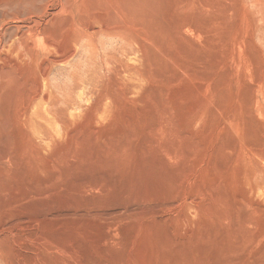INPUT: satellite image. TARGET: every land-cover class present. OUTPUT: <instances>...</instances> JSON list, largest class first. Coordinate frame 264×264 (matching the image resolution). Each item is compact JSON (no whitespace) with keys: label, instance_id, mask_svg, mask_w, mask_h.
<instances>
[{"label":"rangeland","instance_id":"rangeland-1","mask_svg":"<svg viewBox=\"0 0 264 264\" xmlns=\"http://www.w3.org/2000/svg\"><path fill=\"white\" fill-rule=\"evenodd\" d=\"M6 2L0 264H264V0Z\"/></svg>","mask_w":264,"mask_h":264},{"label":"bare ground","instance_id":"bare-ground-1","mask_svg":"<svg viewBox=\"0 0 264 264\" xmlns=\"http://www.w3.org/2000/svg\"><path fill=\"white\" fill-rule=\"evenodd\" d=\"M53 1H55V0H53ZM67 1H68V0H67ZM63 2H64V1H63ZM63 2H62V3H63ZM67 3H68V5H69L70 1L67 2ZM59 4H60V3H59ZM71 4H72V3H71ZM71 4H70V5H71ZM6 5H7L6 0H0V60H2V61L5 60V56L7 55V51H8V49H9V47H10V44H9V42H10V40H9V28L7 27V21L9 20V15H10V14L8 13L9 11H7V10H9L10 8L6 10ZM35 5H36V4H35ZM37 5H38V4H37ZM65 5L67 6V4H65ZM70 5H69V7H70ZM7 6H8V5H7ZM38 6H39V5H38ZM47 7H48V6H47ZM61 7H62V6H61ZM67 8H68V7H67ZM67 8H66V9H67ZM11 9H12V8H11ZM30 9L32 10V8H30ZM33 9H34V8H33ZM28 10H29V9H28ZM41 10H42V9H41ZM64 10H65V9H64ZM68 10H69V9H68ZM118 10H120V9L118 8ZM118 10H116V11H118ZM123 10H124V9H123ZM10 11H11V10H10ZM12 11H13V10H12ZM48 11H49V10H48ZM66 11H67V10H66ZM29 12H30V11H29ZM34 12L36 13V11H34ZM46 12H47V11H46ZM46 12H45V13H46ZM17 13H18V12H17ZM19 13H20L21 16H24V15H25V14L23 13V11H22V12L19 11ZM21 13H22L23 15H22ZM27 13H28V12H27ZM38 13H39V12H38ZM45 13H44V14H45ZM47 13H48V12H47ZM47 13H46V14H47ZM115 13H116V12H115ZM115 13H113V14L115 15ZM28 14H29V13H28ZM41 14H42V13L40 12L39 15H41ZM117 14H118V12H117L116 15H115L116 17H118ZM119 14H120V12H119ZM125 14H126V13H125ZM17 15H18V14H17ZM39 15H38V16H39ZM47 15H48V14H47ZM25 16H26V15H25ZM31 16H32V15H31ZM42 16H43V15H42ZM111 16H112V15H111ZM17 17H18V16H17ZM39 17H40V16H39ZM112 17H113V16H112ZM116 17H115V18H116ZM18 18H19V17H18ZM28 18H29V17H28ZM28 18H27V19H28ZM40 18H42V17H40ZM43 18H44V17H43ZM43 18H42V19H43ZM51 18H53V16H52ZM104 18H105V17H104ZM106 18H107V17H106ZM106 18H105V19H106ZM109 18L112 19L111 17H109ZM113 18H114V17H113ZM19 19H22V17L19 18ZM29 19H30V18H29ZM32 19L34 20V18H32ZM35 19H36V18H35ZM110 19H109V20H110ZM116 19H117V18H116ZM25 20H26V19H25ZM15 21H16V20H15ZM38 21H39V20H38ZM38 21L35 20L36 25L38 24V23H37ZM42 21H43V20H42ZM103 21H104V19H103ZM111 21H112V20H111ZM21 22H22V21H21ZM29 22H30V20H29ZM29 22H28V23H29ZM35 22H34V23H35ZM39 22H40V21H39ZM47 22H48V21H47ZM69 22H70V21H69ZM74 22H76V21H74ZM82 22H83V21H82ZM101 22H102V21H101ZM18 23H19V22H18ZM30 23H31V22H30ZM40 23H42V22H40ZM40 23H39V24H40ZM70 23H71V22H70ZM83 23H84V22H83ZM98 23H99V22H98ZM108 23H109V22H108ZM117 23L119 24V23H121V21H119V22H117ZM16 24H17V23H16ZM32 24H33V23H32ZM67 24H69V23H67ZM71 24H72V23H71ZM71 24H70V25H71ZM78 24H80V23H78ZM89 24H91V23H89ZM112 24H113V23H112ZM112 24H110V25L114 27V25H112ZM114 24H115V23H114ZM118 24H117V26H118ZM122 24H123V23H122ZM17 25H18V24H17ZM19 25H21V24H19ZM22 25H24V24H22ZM50 25L53 26L52 24H50ZM50 25H49V26H50ZM70 25H69L68 27H70ZM92 25H93V24H92ZM92 25H91V26H92ZM95 25H96V24H95ZM98 25H100V24H98ZM120 25H121V24H120ZM123 25H124V24H123ZM123 25H122V31H123V29H126V28L123 27ZM8 26H9V25H8ZM37 26H38V25H37ZM47 26H48V25H47ZM49 26H48V27H49ZM66 26H67V25H66ZM72 26H73V25H72ZM84 26H86V25H83V28H84ZM100 26H101V25H100ZM100 26H98V27H100ZM104 26H106V25H104ZM107 26H108V25H107ZM117 26H116V28H121V26H118V27H117ZM128 26H129V25H127V27H128ZM31 27H32V26H31ZM34 27H35V26H34ZM40 27H41V25H40ZM48 27H47V28H48ZM63 27H64V26H63ZM80 27H82V26H80ZM86 27H87V26H86ZM86 27H85V29H86ZM130 27H131V25H130ZM130 27H129V28H130ZM26 28H27V27H26ZM42 28H43V27H42ZM50 28H51V27H50ZM61 28H62V27H61ZM64 28H65V27H64ZM66 28H67V27H66ZM73 28H74V27H73ZM88 28H89V27H88ZM100 28H101V27H100ZM103 28H104V27H103ZM109 28H110V29H109ZM111 28H112V27H108V29L106 28L108 34L105 35V36H102V38H103V37H108V35H117V34H121V32H120L119 29H113V28L111 29ZM129 28H128V30H130V29H132V28L134 29V27H132V28H130V29H129ZM21 29H23V28H21ZM27 29H28V28H27ZM33 29H34V31H35V28H33ZM67 29H68V28H67ZM85 29H84V30H85ZM91 29H92V28H90V30H91ZM95 29H96V28H95ZM98 29H99V28H98ZM104 29H105V28H104ZM136 29H137V28H136ZM63 30H64V29H63ZM77 30H79V29H77ZM134 30H135V29H134ZM134 30H132V32H133ZM12 31H15V30H12ZM19 31H20V30H19ZM24 31H25V30H24ZM26 31H27V30H26ZM26 31H25V32H26ZM39 31L41 32V30H39ZM47 31H48V30H47ZM50 31H51V29H50ZM50 31H48V32H50ZM79 31H80V30H79ZM124 31H125V30H124ZM124 31H123V32H124ZM126 31H127V30H126ZM16 32H17V31H16ZM21 32H22V31H21ZM30 32H31V31H30ZM35 32H36V31H35ZM56 32H57V31H56ZM89 32L91 33V31H89ZM128 32H129V31H128ZM13 33H14V32H13ZM27 33H28V32H27ZM44 33H45V32H44ZM44 33H42V35L45 37ZM51 33H52V32H51ZM80 33H81V31L79 32V34H80ZM97 33H98V32H97ZM125 33H126V32H125ZM15 34H16V33H14V35H15ZM22 34H23V32H22ZM33 34H34V33H33ZM53 34H54V33H53ZM53 34H52V35H53ZM75 34H77V32H75ZM93 34H94V33H93ZM93 34L86 33V35H84V36H82V34H81L82 37L78 36V38H79V39L81 38V40H80V42H81V41H82V38L85 37V36H88L89 38L95 37ZM103 34H104V33H103ZM103 34H102V35H103ZM131 34H132V33H131ZM136 34H137V33H136ZM148 34H149V33H148ZM20 35H21V34H20ZM24 35H26V34H23V37H24ZM35 35H36V34H35ZM56 35H57V33H56ZM129 35H130V34L128 33V38H129ZM132 35H133V34H132ZM138 35H139V34H138ZM12 36H13V34H12ZM37 36H38V35H37ZM39 36H40V34H39ZM130 36H131V35H130ZM40 37H41V36H40ZM44 37H43V38H44ZM111 37H112V36H111ZM111 37H109V38H111ZM113 37H114V36H113ZM115 37H117V36H115ZM31 38H32V37H31ZM98 38H99V37H95L94 39L98 40ZM147 38H148V40H149V37H147ZM11 39H12V37H11ZM19 39H20V38H19ZM29 39H30V37H29ZM84 39H86V38H84ZM103 39H104V38H103ZM112 39H113V38H111V40H108V42H109V41L112 42ZM115 39H116V38H115ZM118 39L120 40V38H117V40H118ZM121 39H122V38H121ZM133 39H134V38H133ZM133 39H132V40H133ZM138 39H139V38H138ZM13 40H14V39H13ZM46 40H47V39H46ZM46 40L44 39L45 42H46ZM49 40H50V38H49ZM74 40H75V39H74ZM100 40H102V39H100ZM105 40H107V39H105ZM117 40H114V41H117ZM122 40H123V39H122ZM141 40H142V39H141ZM15 41H16V38H15ZM15 41H14V43H18V39H17V42H15ZM53 41H54V40H53ZM102 41H103V40H102ZM102 41H100V42L97 41V42H99V43H103ZM123 41H124V40H123ZM133 41H134V40H133ZM20 42H21V41H19L18 44L20 45V47H21V49H22L23 44L20 43ZM23 42H25V40H24ZM26 42H27V41H26ZM26 42H25V43H26ZM73 42H74V41H73ZM86 42H87V41H86ZM95 42H96V41H95ZM119 42H122V41H119ZM124 42H125V41H124ZM124 42H122V43L124 44ZM129 42H131V40H129ZM129 42H127L128 45H129ZM141 42H142V41H141ZM11 43H12V42H11ZM74 43H78V42L76 41V42H74ZM88 43H89V42H88ZM99 43H98V45H99ZM104 43H105V42H104ZM116 43H117V42H116ZM122 43H121V44H122ZM125 43H126V42H125ZM21 44H22V46H21ZM48 44H49V43H48ZM60 44H62V43H60ZM81 44H82V42L80 43V45H81ZM109 44H110V43H109ZM131 44H133V43L131 42ZM135 44H137V43L135 42ZM13 45H14V44L12 43L11 46H13ZM19 45H18V46H19ZM24 45H25V44H24ZM26 45H27V44H26ZM26 45H25V48H24V49H26V47H28V46H26ZM55 45H57V44H55ZM55 45H54V43H53V44H50V45H47V48H48V49L51 48V47L53 48V46H55ZM72 45H73V44H72ZM74 45H75V44H74ZM80 45H79V46H80ZM85 45H86V44H85ZM85 45H84V46H85ZM103 45H104V44H103ZM133 45H134V44H133ZM15 46H16V45H15ZM29 46H30V45H29ZM31 46H32V45H31ZM82 46H83V44H82ZM101 46H102V45H101ZM108 46H109V45H108ZM119 46H120V43H119ZM121 46H122V45H121ZM126 46H127V45H126ZM139 46H140V44H139ZM13 47H14V46H13ZM20 47H19V48H20ZM58 47H59V46H58ZM58 47H57V49H58V51H60ZM75 47L77 48L76 45H75ZM80 47H81V46H80ZM80 47H79V48H80ZM86 47H87V46H86ZM89 47H91V46H89ZM97 47H98V46H97ZM105 47H106V46H105ZM113 47H114V46H113ZM116 47H118V46L115 45V48H116ZM122 47H123V46H122ZM122 47H121V48H122ZM132 47H133V46H132ZM10 48H12V47H10ZM19 48H18V51H19ZM76 48L74 49V53H75ZM83 48H84V47H83ZM94 48H96V47H94ZM99 48H101V47H99ZM108 48H109V47H108ZM108 48H106V49H108ZM119 48H120V47H118V50H119ZM126 48H127V47H126ZM135 48H137V46H135ZM142 48H143V45H142ZM21 49H20V51H21ZM24 49H22V50L24 51ZM27 49H28V48H27ZM27 49H26L25 51H27V52L30 51V50H27ZM30 49H31V48H30ZM80 49H81V48H80ZM80 49H78V51H80ZM84 49H86V48H84ZM122 49H123V48H122ZM128 49H130V46H129ZM35 50H36V48H35ZM35 50H34V51H35ZM63 50H64V49H63ZM72 50H73V48H72ZM81 50L83 51V49H81ZM86 50H87V49H86ZM86 50H85V51H86ZM101 50H103V49H100V51H101ZM104 50H105V49H104ZM109 50H110V51H113L114 49H113V50L109 49ZM125 50H126V49H125ZM125 50H121V51L126 52ZM130 50H132V49H130ZM130 50H128V51H130ZM134 50H135V49H133V51H134ZM138 50H139V49H138ZM11 51H12V49H11ZM15 51H17V49H16ZM31 51H32V50H31ZM52 51H53V50H52ZM54 51H56V49H54ZM54 51H53V52H54ZM76 51H77V50H76ZM82 51H80V52L82 53ZM88 51L90 52V50H88ZM96 51H97V50H96ZM98 51H99V50H98ZM115 51H116V50H115ZM115 51H113V52H115ZM128 51L126 52V54H123L122 52L120 53L121 56H122V54H123V59H124V57H125L124 55H127V54H128ZM135 51H136V50H135ZM135 51H134V52H135ZM139 51H141V50H139ZM139 51H137V52H139ZM142 51H143V49H142ZM27 52H26V54H27ZM38 52H39V51H38ZM103 52H104V51H103ZM107 52L109 53L108 50H107ZM117 52H118V51H117ZM15 53H16V52H15ZM22 53H23V52H22ZM54 53H56V52H54ZM61 53H62V52H61ZM74 53H73V54H74ZM77 53H78V52H77ZM81 53H80V54H81ZM83 53H84V51H83ZM86 53H87V51H86ZM93 53H94V51H93ZM93 53H92V54H93ZM99 53H102V52H99ZM135 53H136V52H135ZM13 54H14V53H13ZM16 54H17V53H16ZM26 54H25V55H26ZM28 54H29V53H28ZM28 54H27V55H28ZM37 54H38V53H37ZM43 54H44V53H43ZM59 54H60V53H59ZM73 54H72V55H73ZM88 54H89V53H88ZM88 54H87V56H88ZM90 54H91V53H90ZM97 54H98V52H97ZM97 54H96V56H98ZM111 54H112V52H111ZM120 54H117V55L120 56ZM138 54H139V53H138ZM142 54H143V52H142ZM142 54H141V55H142ZM25 55H24V56H25ZM29 55H30V54H29ZM62 55H63V54H62ZM69 55H70V54H69ZM77 55H78V54H77ZM93 55H95V54H93ZM104 55H106V54L104 53ZM113 55H114V54H113ZM115 55H116V54H115ZM117 55H116V56H117ZM129 55H130V54H129ZM133 55H134V54H133ZM136 55H137V53L135 54V56H136ZM141 55H140V57H141ZM20 56H21V54H20ZM22 56H23V54H22ZM30 56H33V53H32V55H30ZM53 56H54V55H53ZM57 56H58V54H57ZM59 56H61V54H60ZM78 56H80V55H78ZM81 56H82V54H81ZM87 56H86V57H87ZM90 56H91V55H90ZM100 56H101V55H100ZM107 56L110 57V55H107ZM116 56H115V57H116ZM119 56H118V58H119ZM54 57H55V56H54ZM65 57H66V56H65ZM67 57H69V56H67ZM67 57H66V58H67ZM73 57H74V55H73ZM83 57H85V53H84V56H83ZM86 57H85V58H86ZM130 57H132V56H130ZM137 57H138V56H137ZM9 58H10V57H9ZM24 58H26V56H25ZM28 58H29V57H28ZM30 58H31V57H30ZM30 58H29V59H30ZM32 58H33V57H32ZM85 58H84V61H85L86 63H88V62H90V61H94V60H90V61H89V59H88V62H87V61H86L87 58H86V59H85ZM112 58H114V57H112ZM112 58H111V59H112ZM116 58H117V57H116ZM118 58H117V60H118ZM125 58L127 59V57H125ZM133 58H136V57H133ZM14 59H15V58H14ZM29 59H28L27 61H29ZM69 59H70V58H69ZM80 59H81V58H80ZM90 59H91V57H90ZM92 59H95V56H93ZM98 59H99V58H98ZM107 59H108V58H107ZM120 59H121V57H120ZM120 59H119V60H120ZM123 59H122V61L126 60V59H124V60H123ZM128 59H129V57H128ZM55 60H56V59L53 58V61H55ZM96 60H97V59H96ZM102 60H104V59H102ZM117 60H116V64H117ZM129 60H130V59H129ZM133 60H134V59H133ZM136 60H137V59H136ZM136 60H135V61H136ZM138 60H139V58H138ZM138 60H137V61H138ZM11 61H12V60H11ZM13 61H14V60H13ZM13 61H12V62H13ZM62 61L64 62L63 59H62ZM62 61H61V62H62ZM73 61H74V60H73ZM82 61H83V59H82ZM84 61H83V62H84ZM98 61H99V60H98ZM106 61H107V60H106ZM111 61H112V60H111ZM111 61H110V62H111ZM114 61H115V59H114ZM4 62H5V61H4ZM4 62H3V63H4ZM8 62H9V61H8ZM15 62H16V61H14V63H15ZM55 62H57V60H56ZM61 62H60V63H61ZM78 62H79V61H78ZM80 62H81V61H80ZM83 62H82V63H83ZM95 62H97V61H95ZM102 62H104V61H102ZM108 62H109V61H108ZM124 62H125V61H124ZM126 62H127V60H126ZM138 62H139V61H138ZM0 63H1V61H0ZM6 63H7V60H6ZM20 63H21V61H20ZM51 63H52V62H51ZM69 63L71 64V62H69ZM76 63H77V62L75 61L74 65H75ZM90 63H91V62H90ZM92 63H93V62H92ZM92 63H91V64H92ZM122 63H123V62H122ZM140 63H141V61H140ZM27 64H28V62H27ZM38 64H39V62H38ZM40 64H41V63H40ZM83 64H84V63H83ZM96 64H97V63H96ZM98 64H99V62H98ZM102 64H103V63H102ZM123 64H124V63H123ZM136 64H138V63H136ZM29 65H30V64H29ZM56 65H57V64H56ZM56 65H54V66H55V69H56ZM71 65H73V64H71ZM78 65H79V63H78ZM84 65H85V64H84ZM94 65H95V64L92 65V68H91V65H90V64L88 65L92 72H93V69L95 68ZM100 65H101V64H100ZM104 65H105V64H104ZM111 65H112V63H111ZM113 65H114V64H113ZM132 65H133V67H134L133 62H132ZM132 65H131V66H132ZM2 66H3V65H2ZM8 66H9V65H8ZM46 66H47V65H46ZM49 66H50V65H49ZM54 66H52V67H54ZM59 66H60V65H59ZM59 66H58V67H59ZM62 66H63V65H62ZM64 66H65V65H64ZM64 66H63V67H64ZM79 66H81V65H79ZM79 66H77V68H78ZM93 66H94V67H93ZM125 66H126V64H125ZM9 67H10V66H9ZM40 67H41V66H40ZM65 67H66V66H65ZM70 67H71V66H70ZM100 67H101V66L98 67V65H97L96 68H100ZM103 67H104V66H102V68H103ZM112 67H114V66H111V69H112ZM138 67H139V66H138ZM138 67H137V68H138ZM48 68H49V67H48ZM59 68H60V67H59ZM79 68H80V67H79ZM41 69H42V68H41ZM46 69H47V68H45V70H46ZM60 69H61V68H60ZM75 69H76V65H75ZM81 69L83 70V67L80 68V70H81ZM84 69H85V68H84ZM86 69H87V67H86ZM113 69H114V68H113ZM140 69H141V68H139V71H141ZM45 70H44V72H45ZM64 70H65V68H64ZM64 70H63V72H64ZM66 70H67V69H66ZM77 70H78V69H77ZM80 70H79V73L81 72ZM97 70H99V69H95V71H97ZM100 70H101V68H100ZM105 70H106V69H105ZM135 70H136V69H134V71H135ZM46 71H47V70H46ZM56 71H57V70H56ZM61 71H62V70H61ZM74 71H75V72H78V71H76V70H74ZM74 71L72 70V72H74ZM87 71H88V70H87ZM87 71H86V72H87ZM89 71H90V70H89ZM89 71H88V73H86V74H89ZM91 71H90V72H91ZM107 71H109V70L107 69ZM38 72H40V71H38ZM58 72H59V70H58ZM70 72H71V71H70ZM70 72H68V73L70 74ZM72 72H71V73H72ZM98 72H100V71H98ZM98 72H97V73H98ZM105 72H106V71H105ZM112 72H113V70H112ZM50 73H52V72H50ZM61 73H62V72H61ZM64 73H65V72H64ZM83 73H85V72L83 71ZM107 73H108V72H107ZM131 73H132V72H131ZM134 73H135V72H134ZM41 74H42V72H41ZM72 74H73V73H72ZM72 74H71V75H72ZM74 74H76V75L79 76V74H77V73H74ZM95 74H96V73H95ZM111 74H112V73H111ZM124 74H126V73H124ZM139 74H140V73H139ZM141 74H142V73H141ZM3 75H4V74H3ZM42 75H43V74H42ZM65 75H66V74H65ZM80 75H82V79H83V76H84V75H83L82 73H81ZM89 75H90V74H89ZM103 75H105V74L103 73ZM108 75H109V74H108ZM114 75H115V74H114ZM39 76H40V75H39ZM49 76H50V75H49ZM49 76H48V77H49ZM67 76H68V75H67ZM91 76H92V75H91ZM110 76H111V75H110ZM110 76H109V77H110ZM117 76H118V75H117ZM117 76H116V77H117ZM70 77L72 78V76H70ZM93 77H94V76H93ZM97 77H98V76H97ZM100 77H102V75L99 76L98 78H100ZM118 77H119V76H118ZM141 77L143 78V76H141ZM71 78H70V79H71ZM1 79H2V78H1ZM93 79H94V78H93ZM101 79H102V78H101ZM103 79H105L104 76H103ZM109 79H111V78H109ZM113 79H114V78H112L111 80H113ZM68 80H69V79H68ZM80 80H81V79H80ZM85 80H86V81H85L84 83H86V82L88 83V82H89V81H87V78H86ZM96 80H97V78H96ZM96 80H91V81H96ZM99 80H100V79H99ZM2 81H3V80H2ZM4 81H5V80H4ZM69 81H70V80H69ZM77 81H79V78H78ZM97 81H98V80H97ZM44 82H45V81H44ZM68 83H69V82H68ZM68 83H67V88H68V86H69ZM82 83H83V82H82ZM87 83H86V84H87ZM90 83H91V82H90ZM96 83H98V82H96ZM99 83H100V82H99ZM106 83H107V82H106ZM73 84H74V83H73ZM93 84H94V83H93ZM50 86H51V85H50ZM65 86H66V85H65ZM72 86H73V85H72ZM91 86H93V85H91ZM61 87H62V85H61ZM101 87H102V86H101ZM42 88H43V87H42ZM63 89H64V88H63ZM72 89H73V88H72ZM52 90H53V89H52ZM64 90H65V89H64ZM68 90H70V89L68 88ZM91 90H92V89H91ZM42 91H43V89H42ZM38 92H39V91H38ZM38 92H37V94H38ZM53 92H55V90H53ZM66 92H67V91H66ZM42 93H43V92H42ZM67 93H68V92H67ZM131 93H132V92H131ZM55 94H56V92H55ZM63 94H64V93H63ZM48 95H49V94H48ZM65 95H66V94H65ZM34 96H35V95H34ZM39 96H40V95H39ZM45 96H46V95H45ZM45 96H44V99H45ZM57 96H58V94H57ZM90 96H91V95H89V98H90ZM58 97H59V96H58ZM33 98H35V97H33ZM46 98H47V96H46ZM61 98H62V97H61ZM64 98H65V97H64ZM96 98H97V97H96ZM109 98H110V97H109ZM48 99H49V98H48ZM58 99H59V98H58ZM62 99H63V98H62ZM69 99H70V98H69ZM95 100H96V99H95ZM59 101H60V100H59ZM73 101H74V100H73ZM92 101H93V100H92ZM92 101H91V102H92ZM66 102H67V100H66ZM55 103H56V102H55ZM58 103H59V102H57L56 104H58ZM74 103H75V102H74ZM56 104H55V105H56ZM69 104H70V103H69ZM69 104H68V105H69ZM71 104H72V103H71ZM71 104H70V105H71ZM76 104H77V103H76ZM59 105H60V104H59ZM59 105H58V106H59ZM65 105H66V103H65ZM77 105H78V104H77ZM60 106H61V105H60ZM105 106H106V105H105ZM47 107L49 108L50 106H47ZM58 108H59V107H58ZM53 109H54V108H53ZM56 109H57V108H56ZM56 109H55V110H56ZM60 109H61V108H60ZM60 109H59V110H60ZM63 110H64V109H63ZM68 110H69V109H68ZM50 111H51V110H50ZM98 111H99V110H98ZM63 112H64V111H63ZM65 112H66V111H65ZM65 112H64V113H65ZM32 114H33V113H32ZM52 114H53V113H52ZM28 115H29V114H28ZM18 116H19V115H18ZM59 117H60V116H59ZM63 117H64V116H63ZM22 118H23V117H22ZM22 122H23V121H22ZM24 124H25V123H24ZM22 125H23V124H22ZM1 228H2V227H1ZM1 228H0V229H1ZM39 243H40V242H39ZM36 247H37V246H36ZM37 248H38V247H37ZM1 249H2V248H1ZM30 249H31V248H30ZM33 250H34V249H33ZM38 250H39V249H38ZM27 252H28V251H27ZM33 252L37 253L36 251H33ZM39 252H40V250H39ZM0 253H1V251H0ZM29 255H30V254H29ZM1 256H2V255H1ZM35 256H36V254H35ZM37 256H38V258H39V255H37ZM33 257H34V256H33ZM35 258H37V257H35ZM38 258H37V259H38ZM30 259H31V258H30ZM37 259H36V260H37ZM25 260H26V259H25ZM33 260H35V259L33 258ZM42 261H44V260H42ZM44 262H45V261H44ZM35 263H36V262H35ZM41 264H42V263H41Z\"/></svg>","mask_w":264,"mask_h":264}]
</instances>
